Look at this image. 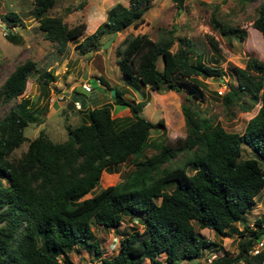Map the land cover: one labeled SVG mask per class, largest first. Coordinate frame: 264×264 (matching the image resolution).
<instances>
[{"label":"trees","instance_id":"1","mask_svg":"<svg viewBox=\"0 0 264 264\" xmlns=\"http://www.w3.org/2000/svg\"><path fill=\"white\" fill-rule=\"evenodd\" d=\"M150 1L113 4L104 21L74 48L85 53L99 44L100 36L138 26ZM172 1L180 6L184 0ZM53 4L54 0H32L30 14L42 38L62 51L67 42H76L82 35L84 25L67 27L59 17L48 16ZM2 19L9 27L22 25L19 15L11 11ZM211 26L228 38L242 41L246 37L242 27L221 24L214 18ZM251 27L264 38V1L258 4ZM7 29L6 38L12 42L15 35ZM172 43L170 30L156 40L145 33L125 36L114 48L115 62L129 79L127 84L155 92L185 89L193 99H202L192 77H221V70L204 65L200 53H195L192 61V53L182 47L171 51ZM35 70L31 60L16 65L0 84V102L7 103L22 93L27 76ZM230 70L235 83H228L220 94L221 104L248 111L258 103L240 134L225 131L193 105L183 103L184 136L151 141V131L160 128L163 134V120H147L141 115L146 102L125 99L114 89L111 102L83 113L86 122L65 127V140L53 142L40 130L17 158L8 159L25 140L27 123H35L40 115L26 97L13 102L0 117V178L7 182L2 185L0 181V264H72L69 253L78 249L92 253L96 264H141L144 258L149 264H162L158 259L161 254L165 264H176L198 258L204 248L220 247L195 230L192 222L199 230L208 228L220 237H242L234 255L223 252L207 264H262L264 251L254 255L248 251L264 236V216L256 217L251 227L242 219L264 188V168L257 158L264 160V61L248 55L243 67ZM39 77L43 99L48 97L52 76L43 71ZM99 82L109 90L100 77ZM74 94L75 100H83L79 93ZM113 105L127 109L129 116H112ZM241 144L254 154L239 159ZM150 145L154 150L145 156ZM182 153L189 156L180 165L171 166ZM127 162L132 168L119 182L84 197L97 185L102 172L111 173ZM124 217L136 221L141 231L137 227L118 231ZM240 221L242 229L234 225ZM91 224L120 233L116 254L101 255Z\"/></svg>","mask_w":264,"mask_h":264},{"label":"rangeland","instance_id":"2","mask_svg":"<svg viewBox=\"0 0 264 264\" xmlns=\"http://www.w3.org/2000/svg\"><path fill=\"white\" fill-rule=\"evenodd\" d=\"M264 0H184L177 6L172 0H151L149 8L142 14V22L138 26H127L118 31L105 49L92 48L90 51L80 53L74 48L75 43L80 42L83 36L91 33L100 25L106 15L107 9L115 3L127 5L128 0H54V4L47 10L48 16H57L67 26H75L78 23L84 25L82 35L76 42H67L62 51L58 50L56 43L49 42L42 38V33L37 27V22L30 14L32 0H0V84L9 72L25 60L34 62L35 71H31L26 78L25 88L15 99L2 103L0 102V117L8 110L13 102L20 98H28L31 108L39 109L40 115L35 123H27L23 129L25 140L15 148L8 156V159L17 158L26 148L27 141L36 136L42 130L53 142H61L67 138L65 127L76 126L86 122L84 112L67 107V102L73 91L79 93V98L85 100L92 96V93H84L80 83L88 81L93 91L106 93L107 97L113 96L111 90L117 89L122 93L123 98L146 102L142 107L141 115L151 122L161 118L164 124V132L160 128L151 131L149 140L162 139L168 141L183 137L185 133L183 118L179 111L180 104L193 105L202 115L210 117L217 122L225 131L240 134L246 121L254 115L258 103L248 111H240L237 107H224L220 100V94L224 93L228 83L234 84L235 80L231 73L232 66L243 67L248 55H253L264 61V38L251 27V21L256 17V9ZM14 12L19 15L22 25L8 26L2 19L5 12ZM214 18L221 24L239 26L245 29L246 37L242 41L235 38L222 36L211 26V19ZM5 27V28H4ZM9 28L14 33V41L6 38L5 29ZM170 30L173 35V43L170 47L174 51L182 47L189 54L191 60L195 53H200L202 63L206 66L221 70L222 76L201 74L192 78L198 82L199 89L203 93L202 99H193L188 96L185 89L178 92L172 90L151 91L149 88L138 85V87L127 84L129 79L123 76L115 62L114 48L125 36L145 33L156 40ZM111 35H102L98 43H103ZM212 40L214 43H212ZM43 71H49L52 79L48 82V97L41 99L39 92V75ZM98 74L104 80L106 86L97 83L95 75ZM98 88V89H96ZM186 98H188L186 100ZM111 114L114 117L129 116L127 109L113 105ZM181 115V117H180ZM154 144V143H153ZM239 159H244L254 154L246 145L240 146ZM153 146H149L143 152L145 156L151 154ZM189 153H182L172 160L171 166L180 165ZM260 165L264 168V160L257 157ZM127 162L118 166V169L111 173L103 172L97 185L84 197L97 193L102 187L119 182L124 173L132 168ZM191 173L190 169L187 170ZM2 185L6 181L0 178ZM264 216V188L261 189L254 202V205L243 215L246 224L251 227L256 217ZM195 230L210 241L220 245L211 251L202 249L198 258L192 260L177 261L176 264H206L207 259L220 256L223 252L226 255H234L237 251V243L242 237L236 235L217 236L208 228L198 229L193 223ZM137 225L126 217L118 227L129 231V227ZM237 228L242 229V221L235 223ZM137 228L140 227L137 225ZM91 229L102 251L103 257H111L118 250V242H112V237L119 241L120 236L113 230L104 229L96 224H91ZM252 249V248H251ZM264 251V246L259 249ZM254 255L253 252H248ZM72 264H96L97 259L92 253L83 249L72 250L69 253ZM143 264V263H141ZM148 264V263H144ZM236 264H244L238 262ZM264 264V260L262 262Z\"/></svg>","mask_w":264,"mask_h":264},{"label":"crops","instance_id":"3","mask_svg":"<svg viewBox=\"0 0 264 264\" xmlns=\"http://www.w3.org/2000/svg\"><path fill=\"white\" fill-rule=\"evenodd\" d=\"M95 76H98V74H96ZM96 89H98V88H96ZM91 93H92V96H90V97L87 96L84 101L83 100H80V99L78 100L80 102V104L81 103L83 104V102H84V105L82 106V104H81V109H79V111H81V116H82V111L83 112H86L89 108H92L94 106H99V105H101V104H103L105 102H111V100H112L111 99L112 96L111 97H109V96L107 97V94L106 93H102L99 90L98 91H92L89 94H91ZM73 96L76 97L75 94ZM135 101H137V100H135ZM67 107H70V108L74 109V107H72L70 105V102L69 101L67 102ZM180 117H181V115H180ZM163 258H164V255L161 254L158 259L161 261L162 264H165V262H163ZM145 262L148 263V260L145 259L143 261V264ZM197 264H200V263H197Z\"/></svg>","mask_w":264,"mask_h":264},{"label":"clouds","instance_id":"4","mask_svg":"<svg viewBox=\"0 0 264 264\" xmlns=\"http://www.w3.org/2000/svg\"><path fill=\"white\" fill-rule=\"evenodd\" d=\"M4 28H5V27H4ZM5 31H6V33H8V29H5ZM116 33H117V32H116ZM100 44H101V43H100ZM97 45H99V44H97ZM97 45H96V46H97ZM96 46H95V47H96ZM95 47H94V48H95ZM96 77H97V78H95V79H96L97 83L100 84V82H99V76H96ZM83 82H88V81L85 80V81H83ZM81 83H82V82H81ZM81 83H80V88H81ZM100 85H101V84H100ZM81 89H82V88H81ZM82 91H83L84 93H88V92H85L83 89H82ZM92 91H93V88L91 89V91H89V93L92 92ZM151 91H152V90H151ZM73 92H74V91H73ZM75 92H76V91H75ZM221 94H222V93H221ZM113 95H114V94H113ZM72 97H73V95L70 96V98H69L70 105H71L72 107H74V109H76V110L81 109V104H80V102H79L78 100H75V97H74V99H72ZM128 100H131V99H128ZM74 102H77V103H78V107H76V106L74 105ZM134 102H136V101L134 100ZM144 106H145V105H144ZM68 108H69V107H68ZM179 110H180V108H179ZM180 112H181V111H180ZM181 115H182V114H181ZM113 171H114V170H113ZM102 173H103V172H102ZM102 173H101V174H102ZM122 221H123V220H122ZM131 221H133L134 223L137 224L136 221H134V220H131ZM120 223H122V222H120ZM137 225H138V224H137ZM137 225H132V226L129 227L128 229H130V228H132V227H137ZM138 226H139V225H138ZM118 227H119V226H118ZM139 227H140V226H139ZM141 229H142V228L140 227V229H138V231H141ZM110 230H112V229H110ZM122 230H124V229H122ZM122 230H121V231H122ZM129 231H130V230H129ZM118 235L120 236V239H121V235H120V233H119ZM112 238H113V237H112ZM262 238H264V236L261 237L260 239H258L257 242H255V243L253 244V246L251 247L252 249L249 250L250 252H253L254 249H256L257 251H256V252H253V254H256V253H258L259 249H260L262 246H264V242H263V244H262L261 246L258 245V243L261 241ZM120 239H119V240H120ZM117 242H118V244H119V241H118V240H117ZM119 246H120V244H119ZM119 246H118V248H119ZM249 251H248V252H249ZM116 253H117V252H116ZM116 253H115V254H116ZM214 256H215L214 254L211 255V256H210L211 259H210L209 261L207 260L206 264L209 263L212 259H214V258H215ZM145 259L148 260L147 258H144V260H145ZM208 259H209V258H208ZM144 260H143V261H144ZM143 261H142V263H143Z\"/></svg>","mask_w":264,"mask_h":264},{"label":"built area","instance_id":"5","mask_svg":"<svg viewBox=\"0 0 264 264\" xmlns=\"http://www.w3.org/2000/svg\"><path fill=\"white\" fill-rule=\"evenodd\" d=\"M81 88H82L85 92H89V91H91L92 86H91L88 82H82V83H81ZM74 105H75L76 107H78V103H77V102H74ZM117 240H118V239H117L116 237H113L111 244L114 243V242H117ZM263 242H264V238L261 239V241L258 243V245L261 246V245L263 244ZM256 251H257V250L254 249L253 252H256ZM207 260L209 261L210 259H207Z\"/></svg>","mask_w":264,"mask_h":264},{"label":"water","instance_id":"6","mask_svg":"<svg viewBox=\"0 0 264 264\" xmlns=\"http://www.w3.org/2000/svg\"><path fill=\"white\" fill-rule=\"evenodd\" d=\"M115 35H116V32H113L111 34V36L107 40H105L103 43L97 45L95 48L96 49H105V48H107L109 46V44L113 41ZM111 93L114 94V90H111ZM72 99H74V96L72 97Z\"/></svg>","mask_w":264,"mask_h":264}]
</instances>
